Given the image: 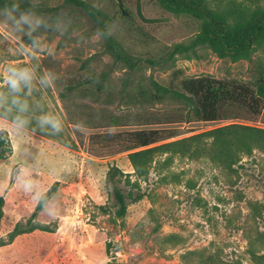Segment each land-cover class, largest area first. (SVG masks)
<instances>
[{
    "label": "rangeland",
    "instance_id": "obj_1",
    "mask_svg": "<svg viewBox=\"0 0 264 264\" xmlns=\"http://www.w3.org/2000/svg\"><path fill=\"white\" fill-rule=\"evenodd\" d=\"M30 1L47 8L29 14L41 22L32 38L26 34L28 25L17 30L4 15L18 19L19 12L0 9V124L13 148L12 156L0 163V195L5 200L0 239L6 241L16 224H25L54 182L60 186L35 220L50 232L35 230L0 246V264H182L181 256L193 250L218 255L222 264H257L246 250L248 240L264 238L263 154L254 152L231 172L205 159H176L168 170L180 183L161 184L151 171L140 183L146 196L130 204L123 219H116L105 174L111 165L125 173L132 169L126 154L107 155L89 144V136L175 128L177 137L168 140L173 141L227 124L188 120L183 105L156 103L150 98L151 82H166L180 70L183 77L209 76L251 86L264 68V45H255L247 56L204 47L197 58L177 56L161 67L129 70L107 52V36L83 12L63 0ZM84 1L107 16V34L135 57L159 58L200 29L198 21L164 11L154 0L139 3L142 16L156 20L153 24L140 20L137 0ZM205 1L210 6L232 1L264 9V0ZM33 38L39 47L32 46ZM9 68L29 69L31 85L21 82V90L11 92L6 84ZM48 71L55 73L51 87L40 79ZM70 86L77 88L68 91ZM19 98L23 110L14 105ZM45 116L60 120L62 131L41 126ZM234 122L264 129V106L258 115L242 113ZM248 202H255L257 211ZM169 235L177 239L169 241ZM254 249L264 254L261 241Z\"/></svg>",
    "mask_w": 264,
    "mask_h": 264
},
{
    "label": "trees",
    "instance_id": "obj_2",
    "mask_svg": "<svg viewBox=\"0 0 264 264\" xmlns=\"http://www.w3.org/2000/svg\"><path fill=\"white\" fill-rule=\"evenodd\" d=\"M140 1L137 0V15L147 24L156 20L146 19L141 14ZM164 11L175 15H187L200 23L199 32L188 42L173 45L163 56L135 57L107 34V16L84 0H63L65 5L76 8L88 16L101 33L107 36L106 50L113 59L134 70L140 65L161 67L172 62L175 57L185 59L197 58L198 50L204 47L219 52L247 56L257 44L264 45V9L247 8L236 2H228L225 6H210L205 0H154ZM19 13L36 14L47 10L45 6L33 4L30 0H0V9ZM153 93L150 98L156 103L165 101L186 107V119H194L203 123L228 122L220 127L168 141L177 137L175 128H146L122 132L94 133L89 136V144L98 145L107 155L126 154L132 173H125L116 165L108 167L105 174V187L114 200V217L123 219L130 204L142 200L146 194L140 190V183L145 182L151 171L158 176L159 183H180L179 176L169 172V167L176 159L196 161L205 159L219 166L225 172H231L244 158L260 152L264 155V129L255 126L235 123L242 113L258 115L264 106V68L261 69L253 85L236 81L216 80L209 76L183 77L180 70L173 71L166 82L152 81ZM77 87L70 86L68 91ZM14 104L21 109V99ZM8 120V119H7ZM79 136V133L77 134ZM81 141V140H80ZM13 148L8 132L0 130V162L9 159ZM134 177V180H131ZM14 172L10 173V183ZM59 182L40 195L34 210L24 225L16 224L7 235V240L0 239V246L11 244L13 240L25 233L35 230L50 232L48 225L35 222L48 202L54 198ZM127 186L128 190L124 187ZM4 196L0 195V224L4 217ZM255 202H248L253 211H257ZM99 209L103 213L108 210L104 206ZM262 217L260 212L256 214ZM254 241L248 240L246 252L257 264L264 262V254H258L254 245L264 238L257 235ZM169 241L177 239L169 235ZM258 241V242H257ZM174 242V241H173ZM182 264H222L218 255L205 250H193L181 256ZM239 264V263H237Z\"/></svg>",
    "mask_w": 264,
    "mask_h": 264
},
{
    "label": "clouds",
    "instance_id": "obj_3",
    "mask_svg": "<svg viewBox=\"0 0 264 264\" xmlns=\"http://www.w3.org/2000/svg\"><path fill=\"white\" fill-rule=\"evenodd\" d=\"M14 11L19 12L18 8H14ZM6 18H11L13 23L16 25L17 30L23 31V25H28V31L26 34L32 38V32L36 30V28L40 25V21L38 19H33L32 16L26 13H20L19 18L17 19L15 16L9 17L7 12L4 13ZM110 35V33L105 34ZM33 47H39V41L33 38ZM8 75L6 77V84L7 87L10 89L11 92L16 93L19 92L21 82H24L28 85H31L33 80L32 72L25 68V69H16V68H9L7 70ZM55 73L48 71L46 72L40 79L41 82L44 83L46 86L51 87L54 84ZM3 96V93H0V97ZM14 103H19L18 100H14ZM24 109V106L21 105V110ZM41 126L47 124L50 125L54 130L57 132L62 131L63 125L60 120L51 117L45 116L41 118ZM0 130H3V125L0 124Z\"/></svg>",
    "mask_w": 264,
    "mask_h": 264
},
{
    "label": "crops",
    "instance_id": "obj_4",
    "mask_svg": "<svg viewBox=\"0 0 264 264\" xmlns=\"http://www.w3.org/2000/svg\"><path fill=\"white\" fill-rule=\"evenodd\" d=\"M4 126H7V125H4ZM6 161V160H5ZM0 163H2V162H0Z\"/></svg>",
    "mask_w": 264,
    "mask_h": 264
}]
</instances>
